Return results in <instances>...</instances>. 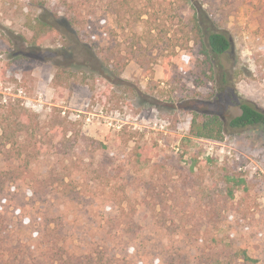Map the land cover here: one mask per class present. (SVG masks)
Returning a JSON list of instances; mask_svg holds the SVG:
<instances>
[{
    "label": "rangeland",
    "instance_id": "1",
    "mask_svg": "<svg viewBox=\"0 0 264 264\" xmlns=\"http://www.w3.org/2000/svg\"><path fill=\"white\" fill-rule=\"evenodd\" d=\"M66 1L74 26L68 7L55 1L31 9L28 0H0L4 101L20 99L44 127L54 117L66 119L73 124L68 137L79 133L96 142L74 147L53 137L29 167L38 187L4 189L29 220L17 232H0L4 260L33 245L36 264L46 261L49 228L71 255L103 256L105 264H123L128 248L145 264L147 255L180 264H264V131L226 127L220 142L189 136L194 113L224 123L237 116L234 98L264 112V0ZM194 11L231 44L211 81L191 62L200 59L188 33ZM28 16L44 17L58 35L30 47L21 39L31 37ZM98 53H114L127 66L116 77ZM57 69L71 76L56 90ZM12 164L0 156V170ZM58 176L64 184L49 186ZM226 177L243 181L233 197ZM123 185L129 186L121 192ZM122 195L130 200L126 211L140 212L138 221L150 215L138 229L135 221L122 228L115 206L105 210Z\"/></svg>",
    "mask_w": 264,
    "mask_h": 264
},
{
    "label": "trees",
    "instance_id": "2",
    "mask_svg": "<svg viewBox=\"0 0 264 264\" xmlns=\"http://www.w3.org/2000/svg\"><path fill=\"white\" fill-rule=\"evenodd\" d=\"M28 1L31 9H41L49 5L51 1L56 2V7L61 5L66 6V8L68 7L66 0ZM113 12L118 16L121 14V11L118 9H115ZM66 14L69 24L74 26L76 19L69 15V7L66 9ZM205 18L206 15L203 13L200 14V17H197L194 11L192 17L188 21V33L192 36V40H194L195 43H199L200 46V59L191 61L194 63L193 68L198 70L204 78L211 81L216 63L222 56L228 53L231 44L225 34L215 32L211 30L210 27H204L203 23L205 22ZM202 26L205 29H203ZM25 28L27 32L31 34V37L27 40L21 36V39L32 48H40L44 42L58 35L57 29L42 16H36L34 18L28 16L26 18ZM109 54L110 55L98 53V57L104 68L112 70L116 77H118L127 65H125L126 63H122L121 59L116 57L114 53ZM70 76V73H66L62 69H57L53 80V88L57 90L59 87H63L68 82ZM231 98H233V96ZM233 102L238 106L240 112L237 116L225 123L217 115L194 113L190 123L189 136L210 142H220L223 139L226 127L232 130L258 128L264 131L263 111L258 110L248 102L237 101L235 98ZM71 125L73 124L66 119L60 120L59 117H54L52 120H49L46 127H44L40 121V115L25 108L20 99L10 98L8 101H4L0 94V156H4L13 163L9 169H7L8 171L0 170V225L2 226L0 232L5 231V234L6 232L9 234L11 230L17 232V228L21 229L25 223L29 221L28 219L26 220L25 213L23 212L24 206L12 205L3 194L5 188L13 192L20 188L24 189V186H26V191L30 192L35 188L34 186H36V188L38 187L36 183L33 184L29 179L31 176L29 174L31 173L29 167L33 160L41 156L42 146L50 143L53 137L59 140L61 145H64L66 142L74 147L77 146L80 141H86L90 144L96 143L93 139L80 135L79 133H71V136L68 137V132H71ZM45 128L48 130L43 133ZM97 146H99L98 148L106 149L102 144ZM132 154L136 159L141 157V154L135 151H133ZM149 160L150 159H146L145 162ZM17 162L18 164L25 162L24 167L20 168V164L17 165ZM109 165H112V163ZM50 176L53 175L50 174ZM64 180V176H58L55 179L52 177L51 181H48V183L49 186H53L55 183L63 185ZM223 181L226 184H233L228 191L230 197H233V189H238L243 183L241 180L237 181L229 177H226ZM127 186L129 185L121 186V192H124ZM110 199L112 200L107 204L105 210H112L114 206L116 207V218H118V222H120L122 228L127 227L126 229H128L133 227L135 222L137 228L139 227L138 222L139 224L140 222H145L147 218L149 219L150 217V215L146 217V215L143 214L141 215L140 221H138L140 212L136 210V208L129 207L126 211L123 204H125V202H130V200L124 197V195L117 200H115L116 198L114 197ZM38 231H40V229ZM46 232L47 234L44 235H46V237H51L48 243L52 250L48 255L44 254L46 261H39L38 264H105V258H103V256L94 258L88 254L78 257L71 255L64 247V244L61 245L57 242L56 235L58 233L54 234L55 230L47 228ZM134 235H137V233H134ZM28 248V254L22 253V256L19 257L16 254L14 257L6 256L4 260V256L0 254V264H36L35 258H32V254L36 253V249L33 245ZM141 249L143 250L142 247ZM142 253V255H145L144 251H142ZM125 254L123 264H145V259L140 255H136L133 248H128ZM126 258H130L129 261L126 260ZM147 259L146 264H180V262L177 263L173 261L175 259L171 258L167 260L163 259V257H155L154 255H147ZM241 259L248 260V257L243 253ZM214 264L224 263L218 262Z\"/></svg>",
    "mask_w": 264,
    "mask_h": 264
}]
</instances>
